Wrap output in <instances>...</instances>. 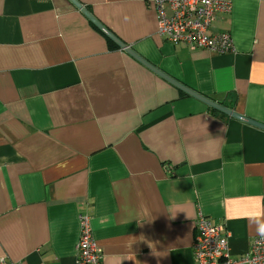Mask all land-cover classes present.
<instances>
[{
  "label": "crops",
  "instance_id": "0c3cea01",
  "mask_svg": "<svg viewBox=\"0 0 264 264\" xmlns=\"http://www.w3.org/2000/svg\"><path fill=\"white\" fill-rule=\"evenodd\" d=\"M78 1L165 74L264 123V0L218 13L224 54L166 41L146 0ZM108 40L68 0H0V260L76 264L86 216L101 264H195L200 214L243 258L264 236V130Z\"/></svg>",
  "mask_w": 264,
  "mask_h": 264
},
{
  "label": "built area",
  "instance_id": "2783aa9c",
  "mask_svg": "<svg viewBox=\"0 0 264 264\" xmlns=\"http://www.w3.org/2000/svg\"><path fill=\"white\" fill-rule=\"evenodd\" d=\"M157 13V34L172 44L183 43L190 50L205 49L219 54L231 52L233 42L226 33H211L218 13L230 11V0H146ZM76 264H101L102 252L92 237L90 219L80 217ZM192 253L195 264H264V236L250 240L248 254L238 260L229 255L228 231L223 223L198 216ZM0 264H22L2 258Z\"/></svg>",
  "mask_w": 264,
  "mask_h": 264
},
{
  "label": "water",
  "instance_id": "95a60500",
  "mask_svg": "<svg viewBox=\"0 0 264 264\" xmlns=\"http://www.w3.org/2000/svg\"><path fill=\"white\" fill-rule=\"evenodd\" d=\"M70 3H72L107 39H109L113 44H115L119 49L123 50L125 53H127L130 57L138 61L140 64L148 68L150 71L182 91L183 93L199 100L200 102L204 103L211 109L227 115L229 117H232L234 119H237L241 122H244L248 125L254 126L256 128L264 130V123L258 122L254 119H251L249 117H246L244 115H241L232 109H229L228 107L217 103L216 101H213L212 99L201 95L200 93H197L196 91L188 88L184 84L178 82L174 78L170 77L169 75L165 74L163 71L152 65L150 62H148L146 59L138 55L129 45L121 41L112 31H110L102 22H100L94 15L84 6L82 5L78 0H68Z\"/></svg>",
  "mask_w": 264,
  "mask_h": 264
},
{
  "label": "clouds",
  "instance_id": "9594fccd",
  "mask_svg": "<svg viewBox=\"0 0 264 264\" xmlns=\"http://www.w3.org/2000/svg\"><path fill=\"white\" fill-rule=\"evenodd\" d=\"M258 230H259L261 235H264V223L259 225V229Z\"/></svg>",
  "mask_w": 264,
  "mask_h": 264
},
{
  "label": "trees",
  "instance_id": "16d2710c",
  "mask_svg": "<svg viewBox=\"0 0 264 264\" xmlns=\"http://www.w3.org/2000/svg\"><path fill=\"white\" fill-rule=\"evenodd\" d=\"M108 42H109V44H110L112 47L115 48V44H113L110 40H108ZM212 110H213V109H212ZM213 111H215V110H213Z\"/></svg>",
  "mask_w": 264,
  "mask_h": 264
}]
</instances>
